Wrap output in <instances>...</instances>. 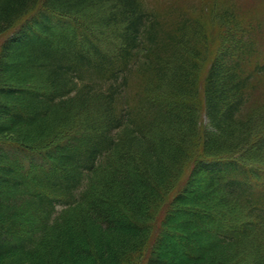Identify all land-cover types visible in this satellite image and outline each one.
Listing matches in <instances>:
<instances>
[{"label":"trees","instance_id":"trees-1","mask_svg":"<svg viewBox=\"0 0 264 264\" xmlns=\"http://www.w3.org/2000/svg\"><path fill=\"white\" fill-rule=\"evenodd\" d=\"M238 19L0 0V264H264V59Z\"/></svg>","mask_w":264,"mask_h":264},{"label":"rangeland","instance_id":"rangeland-1","mask_svg":"<svg viewBox=\"0 0 264 264\" xmlns=\"http://www.w3.org/2000/svg\"><path fill=\"white\" fill-rule=\"evenodd\" d=\"M154 2L163 3L166 0H152ZM221 5L226 8H231L239 17V23L241 27H246L248 24H252L254 30L252 35L255 36L261 55L264 59V0H220ZM213 25L210 26V32L214 31L212 37L214 49L215 46L220 47V43H217L219 31L215 29ZM73 30H67L68 36H73ZM10 35V34H9ZM5 40V36H0V44ZM216 48V49H217ZM256 83V82H255ZM258 87L252 95L250 104L248 106L249 111H259L264 106V84L258 83ZM204 124V122H203Z\"/></svg>","mask_w":264,"mask_h":264}]
</instances>
